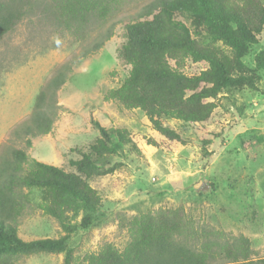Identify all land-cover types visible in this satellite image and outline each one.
I'll return each instance as SVG.
<instances>
[{
	"label": "rangeland",
	"instance_id": "1",
	"mask_svg": "<svg viewBox=\"0 0 264 264\" xmlns=\"http://www.w3.org/2000/svg\"><path fill=\"white\" fill-rule=\"evenodd\" d=\"M35 1L33 11L0 39V130L7 121L13 123L0 140V161L9 150L21 149L28 156L23 172L35 160L74 173L69 160H78L99 136L93 121L137 137L138 152L126 145L120 155L110 158L111 163L122 164L119 169L88 180L101 198V207L94 221L78 227L67 242L74 262L87 264L86 257L105 244L122 251L131 239L129 223L134 216L182 209L198 234L195 247L208 238V232L228 240L243 236L253 252L251 263L237 264H264V71H255V57L264 50V28L243 57L245 67L256 74L257 90L244 87L220 93L218 107L201 124L165 120L184 141L169 143L157 135L143 112L125 110L103 98L122 84L129 71L120 58L125 25L140 20L138 12L154 0H119L104 18H91L80 32L58 25L46 12L47 0ZM99 43L101 47L94 50ZM63 66L69 71L65 70L64 84L56 91L60 108L52 130L30 138L28 148L29 138L22 130L30 122L35 98ZM206 67L186 60L182 71L196 75ZM151 138L160 147L148 145ZM203 141H209L206 153ZM23 192L27 203L13 223L18 236L26 242L62 236L59 224L38 208L40 190ZM63 256L42 253L14 261L61 264ZM209 264L231 263L216 257Z\"/></svg>",
	"mask_w": 264,
	"mask_h": 264
},
{
	"label": "trees",
	"instance_id": "2",
	"mask_svg": "<svg viewBox=\"0 0 264 264\" xmlns=\"http://www.w3.org/2000/svg\"><path fill=\"white\" fill-rule=\"evenodd\" d=\"M118 2L47 0L46 12L65 30L80 32L91 18H104ZM36 6L35 0H0V39ZM138 18L125 25L126 41L120 50L128 74L103 98L125 110L143 112L164 140L184 142L165 120L201 124L218 107L220 93L244 87L257 90L256 74L245 67L243 57L264 28L260 0H154L138 12ZM101 45H94V50ZM186 60L207 67L196 75H186L182 71ZM65 70L69 71L67 66L35 98L30 122L22 130L29 138L25 142L28 148L30 138L46 136L52 130L60 108L56 91L64 84ZM260 70L264 71V50L255 57V71ZM92 125L99 136L78 160H69L74 173L35 160L23 172L28 156L21 149H11L1 159L0 264H15L17 257L42 253H63L61 264H76L67 242L78 227H88L94 221L101 207V198L88 180L119 169L122 164L111 163L110 158L120 155L126 145L138 152L137 137L128 130L106 129L96 121ZM208 143L202 142L204 153ZM148 145L160 147L152 138ZM31 188L40 190L38 208L59 224L63 232L59 238L26 242L18 236L13 223L27 203L23 189ZM129 225L131 239L122 251L105 244L86 257L87 264H209L216 257L231 264L251 263L253 252L243 236L228 240L208 232V238L195 247L198 234L182 209L143 213L134 216Z\"/></svg>",
	"mask_w": 264,
	"mask_h": 264
},
{
	"label": "crops",
	"instance_id": "3",
	"mask_svg": "<svg viewBox=\"0 0 264 264\" xmlns=\"http://www.w3.org/2000/svg\"><path fill=\"white\" fill-rule=\"evenodd\" d=\"M6 123L7 124L3 125L2 129L0 130V140L9 132L10 127L13 125L12 121H7Z\"/></svg>",
	"mask_w": 264,
	"mask_h": 264
}]
</instances>
